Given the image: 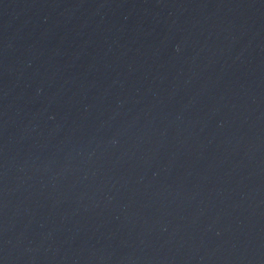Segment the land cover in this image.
I'll use <instances>...</instances> for the list:
<instances>
[{
	"label": "water",
	"instance_id": "water-1",
	"mask_svg": "<svg viewBox=\"0 0 264 264\" xmlns=\"http://www.w3.org/2000/svg\"><path fill=\"white\" fill-rule=\"evenodd\" d=\"M0 264H264V0H0Z\"/></svg>",
	"mask_w": 264,
	"mask_h": 264
}]
</instances>
